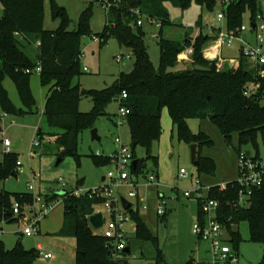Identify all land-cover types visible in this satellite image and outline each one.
Instances as JSON below:
<instances>
[{
	"label": "trees",
	"instance_id": "trees-1",
	"mask_svg": "<svg viewBox=\"0 0 264 264\" xmlns=\"http://www.w3.org/2000/svg\"><path fill=\"white\" fill-rule=\"evenodd\" d=\"M260 1L233 0L227 9L228 27L242 25V16L246 11H250L254 15L253 19H256L260 12ZM166 2H172L182 9L188 8L193 2L209 9L216 6V0H122L120 6H113L109 10L100 39L106 41L114 37L121 45L129 47L136 59L134 68L128 73L122 72L111 87L86 90L80 84H75L74 79L82 74L81 38L92 32L91 9L84 12L73 30L62 26L50 31L44 27L45 0H0L3 7V15L0 16L1 108L5 112H33L36 100L31 88V77L38 73L42 86L47 89L42 111L47 130L39 129L38 136L44 142L54 144L60 158L79 155L81 134L94 128L97 117L104 115L108 105L118 101L123 92L127 93V98L121 100V105L130 109L127 124L132 139L137 142L136 146L141 145L146 149L148 159L156 160L151 151L163 132L161 117L165 107L169 108L178 137L196 143L198 147L213 145V140L203 132L193 133L188 126V119L211 120L229 143L234 134L239 135L240 145L255 143L258 134L264 133V105L261 102L264 99V78L256 75L242 53L238 58L227 60L221 69L218 68L217 60L206 59L203 50L216 37V33L214 37L202 33L192 37L187 33L182 43L164 37L163 28L171 24L164 6ZM134 7H140L144 13L161 21L159 69L154 67L149 58L143 41V27L131 24V8ZM52 12L55 19L60 18L64 24L68 22L64 8L53 3ZM31 46L38 48L36 59L29 54ZM187 47L194 48L192 63L178 68L181 61L179 54ZM196 64L208 66L211 70H196ZM38 67L40 72L36 71ZM6 77L15 83L25 109H18L9 97L4 85ZM253 85H257V91L246 94ZM84 96L91 97L94 102L93 110L88 113L81 112L79 108ZM197 159L199 173L216 171L213 159L202 156ZM93 160L97 166L110 164L108 156L94 154ZM136 160L135 172H143L144 164ZM19 166L16 150L4 153L0 161V180L16 175ZM239 189L235 180L212 186L207 193L209 198L220 201L218 217L228 229L230 242L236 251L241 235L230 227L240 221H248L251 239L264 244V185L253 191L249 206L238 205ZM58 198L57 193L45 195L47 203ZM34 200V194L30 192L0 191V219L8 223L19 221L24 210L22 207L19 215L14 214V202L18 201L23 206L33 204ZM105 201L104 197H91L88 192L80 196L67 192L62 197L64 222L58 234L76 238L75 264H130L127 260H116L107 246L110 240L90 224V216L97 213L98 206ZM201 204L199 200V217L203 219ZM128 212L135 221L137 238L157 243V237L139 211L131 207ZM225 221H228V225ZM39 253L36 248H24L21 242H17L13 249H7L0 241V264H35ZM155 264L167 263L158 254Z\"/></svg>",
	"mask_w": 264,
	"mask_h": 264
},
{
	"label": "rangeland",
	"instance_id": "rangeland-1",
	"mask_svg": "<svg viewBox=\"0 0 264 264\" xmlns=\"http://www.w3.org/2000/svg\"><path fill=\"white\" fill-rule=\"evenodd\" d=\"M64 8L68 22L66 24L58 18L53 17L52 4ZM165 8L169 13L171 24L163 28V36L182 43L187 33L192 37L201 34L204 36H215V28L219 27L217 14L221 9L219 4L213 9L201 7L196 2L186 9L166 2ZM260 12L256 21H264V0L260 1ZM88 9L92 11L90 26L92 32L81 38L82 74L74 79L75 84H80L86 90H103L111 87L118 80L122 72L128 73L133 70L135 56L132 50L121 45L114 37L108 40H93V35L100 37L107 19V11L100 2H89L83 0H45L44 4V27L55 31L64 26L73 30ZM3 8L0 4V16ZM253 14L246 11L242 16V24L250 26ZM145 32L143 41L145 43L149 58L156 69L160 67L159 33L160 27L156 24L146 22L143 26ZM155 35V36H153ZM248 35H244L247 38ZM214 38H212L213 40ZM253 40V38H252ZM255 42V41H254ZM211 44V41L208 45ZM206 45V46H208ZM29 54L36 59L38 56L37 46L29 48ZM122 54L125 59L116 61V56ZM241 54V45L235 42L232 47L222 48V59L229 60L238 58ZM180 67L190 66V60ZM224 61V60H223ZM225 65V62L223 66ZM4 85L8 90L9 97L18 109H25L19 92L13 80L6 77ZM31 88L36 100V109L33 112L13 113L5 112L0 105V161L3 160L5 149L3 136L8 137L14 145L21 140L19 149V163L16 175H10L5 180H0V191L11 193H33L38 195L40 202L36 204L37 211L43 209L47 214L36 218L32 209H25L24 215L19 221L8 223L0 219V241L7 249H13L17 242H21L26 249L36 248L39 256L35 264H75L76 238L73 236H60L64 222V205L62 197L64 193L72 190H95L104 186L109 171L114 170L110 165L97 166L93 155L100 150L102 155H110L118 151L120 146L115 137L120 138L132 145L133 139L129 125L119 124V102H111L104 115L97 117L94 128L98 129L100 140H92L91 130H85L80 137L78 156L68 155L60 158L59 151L54 144L42 141L40 147L34 146V141L39 139L38 130H47L42 116L45 106L47 89L42 86L40 76L34 73L31 77ZM257 91V87H253ZM264 105V99L261 101ZM94 102L91 97L84 96L79 108L83 113L93 110ZM190 130L198 134L203 132L213 140V145H201L198 147L197 157L211 158L216 163L214 173H199L197 165L192 159V143L186 142L178 137L177 128L174 126L169 108L165 107L162 112L161 125L162 134L155 141L151 154L156 160L148 159L147 151L141 145L136 146L134 153L136 159L144 164L143 175L140 176V201L134 202L133 210L139 211L145 218L152 233L157 237V243L151 240L137 238L134 229L135 221L130 212H126L128 220L125 222V234L127 244L131 253L128 254L131 264H140L141 261L154 262L158 254H161L167 264H198L211 261L208 244L200 241L193 232V225L199 218V201L197 200V181L200 180L204 186V194L212 186L223 185L235 181L239 177L238 154L239 150L259 155L264 159V133H259L256 142L239 144V135L234 134L231 143L227 142L220 129L209 119H188ZM62 159L60 163L58 161ZM185 169L189 176L180 178L179 172ZM152 172L157 176L156 181L148 183L144 175ZM29 184L34 185L29 190ZM129 188L122 186L121 191L127 195ZM192 191L191 197L185 196V192ZM57 193L59 198L53 201L51 207L44 204L45 195ZM146 197V198H144ZM143 198L145 200H143ZM165 203V204H164ZM25 206V205H24ZM35 203L33 204V207ZM160 206L165 207V216H159L157 211ZM32 207V205H30ZM109 220L110 216L104 206L97 208ZM39 220L35 225L34 234L27 236L24 229ZM231 230L238 231L241 241L236 253V259L232 264H264V244L251 239V230L248 221H240L231 224ZM102 234L104 229H95ZM224 234L229 239V231L225 227ZM233 248V244L229 243ZM234 249V248H233ZM51 253V258L45 254ZM136 255V259H134Z\"/></svg>",
	"mask_w": 264,
	"mask_h": 264
},
{
	"label": "built area",
	"instance_id": "built-area-1",
	"mask_svg": "<svg viewBox=\"0 0 264 264\" xmlns=\"http://www.w3.org/2000/svg\"><path fill=\"white\" fill-rule=\"evenodd\" d=\"M89 2H100L103 8L109 12L113 6H120L122 0H83ZM233 0H216V4L221 6L217 14V19L219 21V27L215 28L216 37L211 41V44L206 46L203 50V55L208 60H217L218 68L223 67L224 61L221 58V49L224 46L232 47L235 42L241 44V53L247 58V60L252 64V68L255 70L256 75L264 78V21L258 22L256 19L251 21L250 26L244 24L237 26L235 28H230L226 22L227 9L232 4ZM133 20L131 24L136 27H143L146 22L150 24H156L161 27V21L154 17L149 16L144 13L140 7L131 8ZM260 17V16H259ZM258 17V18H259ZM255 25V27L253 26ZM244 35H248L247 38ZM155 36V35H153ZM253 38V40H252ZM93 40L100 41L98 35H93ZM255 41V42H254ZM216 49L215 54L209 53L210 49ZM194 54L193 47H187L179 54V59L181 61L190 60ZM126 56L119 54L116 56L117 62H122ZM40 67L37 68V72H40ZM253 85L249 90L246 91V94L250 93L253 90ZM127 98V93L123 92L118 98L119 102V124H126L127 118L130 114V109L124 105H121V100ZM2 142L5 149V153H10L14 151L13 144L8 137H5L4 132H2ZM39 137V136H38ZM41 139H36L34 141V146L39 147L42 143ZM116 143L119 144L120 149L111 153L108 156L110 159V166L113 167L116 171H109L107 177H105L106 183L103 187L95 190H72L67 191L76 196L85 194L86 192L92 197L94 195L101 196L106 199L104 208L110 216V219L107 220L105 217V224L102 227L104 229L103 236L110 240V244L107 246L111 249L112 254L116 260H127L130 263L128 253L125 249L128 246L127 238L125 234V222L128 220L126 212L129 209H125L122 199H126L131 202V207H134V202L131 200L136 199L137 204L140 201V176L143 175V172H135L133 166L135 154L133 151V146L129 143L124 142L120 136L115 137ZM97 155L104 156L101 154L100 150H97ZM20 164V163H19ZM238 168H239V177L237 182L240 186L239 189V198L238 205L240 206H249L251 204V196L255 189L261 188L264 185V159L260 156L252 155L251 153L245 151H239L238 154ZM189 174L185 169H181L179 172L180 178H186ZM144 178L148 180V183H153L156 181L157 176L154 172L149 175H144ZM129 188L127 195H124L121 191L122 186ZM34 185L29 184V190H33ZM209 190V189H208ZM204 186L200 180L197 181V200H201V211L203 214V219L200 217L193 225V232L198 237L200 241H205L208 244V250L211 254V261L207 264H232L236 259V253L231 247L230 239H228L224 234V228L226 227L224 223L219 220L218 211L220 208V201L214 198H209L204 194ZM66 192V193H67ZM193 195L192 191L185 192V196L191 197ZM35 206L30 207V205H21L18 201L14 202L13 212L16 215H19L22 207L25 209H32L31 212H34L36 218H41L47 214V211L41 209L37 211L36 204L40 202L38 195H35ZM146 198V197H144ZM143 198V200H145ZM53 202V201H52ZM52 202L47 203L44 200L42 208L45 206L51 207ZM165 204V203H164ZM130 207V208H131ZM99 212V210H97ZM159 216H164L167 212L165 207L160 206L157 211ZM104 215V214H103ZM39 223V220H33L30 226L24 229V233L27 236H32L35 230V225ZM136 229V227H135ZM131 253V252H130ZM129 253V254H130ZM46 258H51L52 254H45ZM136 259V255H134ZM131 264V263H130ZM140 264H150L147 261H141Z\"/></svg>",
	"mask_w": 264,
	"mask_h": 264
},
{
	"label": "water",
	"instance_id": "water-1",
	"mask_svg": "<svg viewBox=\"0 0 264 264\" xmlns=\"http://www.w3.org/2000/svg\"><path fill=\"white\" fill-rule=\"evenodd\" d=\"M253 26L255 27V25L253 24ZM194 68L196 70H200V71H210L211 68L208 66H204V65H200V64H196L194 66ZM91 134H92V140H100V136L98 135V129L93 128L91 130ZM20 143L21 140H18L14 145L13 148L14 150L19 149L20 147ZM137 145L136 141L132 142V146L133 148H135ZM197 152H198V145L196 143L192 144V159L195 165H198V159H197ZM250 152H248L249 154ZM62 161V159H60L58 161V163H60ZM133 166L136 167L137 166V160H134L133 162ZM105 180V177H103V181ZM65 194V193H64ZM123 205L125 209H129L131 207V202L127 201L126 199H122ZM90 224L94 229H100L104 226L105 224V218L104 215L101 211L93 214L92 216H90L89 218ZM226 225H228V221H225ZM126 253H130L131 249L130 246H127L125 249ZM150 264H155L154 262H150Z\"/></svg>",
	"mask_w": 264,
	"mask_h": 264
},
{
	"label": "crops",
	"instance_id": "crops-1",
	"mask_svg": "<svg viewBox=\"0 0 264 264\" xmlns=\"http://www.w3.org/2000/svg\"><path fill=\"white\" fill-rule=\"evenodd\" d=\"M1 4V3H0ZM2 6V5H1ZM3 8V7H2ZM241 45V44H240ZM230 48V47H229ZM221 58H222V49H221ZM231 59H234V58H231ZM224 60V62L226 63V59H223ZM230 60V59H229ZM183 63V64H182ZM186 63V61H180V63H179V65H178V68H184L185 66H183V67H180V65L182 64V65H184ZM249 64H250V67L252 68V64L249 62ZM41 145H42V143H41ZM40 145V146H41ZM39 146V147H40ZM134 229H135V225H134ZM203 263H205V262H203ZM207 264V263H206Z\"/></svg>",
	"mask_w": 264,
	"mask_h": 264
},
{
	"label": "bare ground",
	"instance_id": "bare-ground-1",
	"mask_svg": "<svg viewBox=\"0 0 264 264\" xmlns=\"http://www.w3.org/2000/svg\"><path fill=\"white\" fill-rule=\"evenodd\" d=\"M209 53H211V54H215V53H216V49H215V48L210 49V50H209Z\"/></svg>",
	"mask_w": 264,
	"mask_h": 264
}]
</instances>
